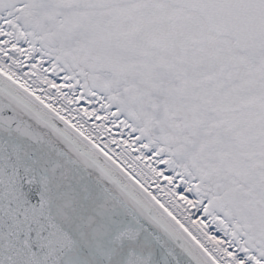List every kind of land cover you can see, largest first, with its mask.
I'll return each instance as SVG.
<instances>
[{"label": "snow or ice", "instance_id": "1", "mask_svg": "<svg viewBox=\"0 0 264 264\" xmlns=\"http://www.w3.org/2000/svg\"><path fill=\"white\" fill-rule=\"evenodd\" d=\"M0 264H264V0H0Z\"/></svg>", "mask_w": 264, "mask_h": 264}]
</instances>
